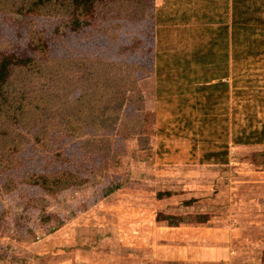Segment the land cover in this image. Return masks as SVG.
I'll return each mask as SVG.
<instances>
[{"label": "rangeland", "instance_id": "1", "mask_svg": "<svg viewBox=\"0 0 264 264\" xmlns=\"http://www.w3.org/2000/svg\"><path fill=\"white\" fill-rule=\"evenodd\" d=\"M207 2L0 0V60H31L0 91V264H154L160 242L191 257L165 264H264V144L232 143L264 118V52L228 70V92L175 81ZM186 203L208 222L156 219Z\"/></svg>", "mask_w": 264, "mask_h": 264}, {"label": "trees", "instance_id": "2", "mask_svg": "<svg viewBox=\"0 0 264 264\" xmlns=\"http://www.w3.org/2000/svg\"><path fill=\"white\" fill-rule=\"evenodd\" d=\"M30 1L41 2L43 0ZM47 1L49 4L52 2V0ZM95 1L97 0H70V4L80 12H87L92 8ZM228 4V0L222 2L209 0V2L202 7L201 16L193 21L196 26L194 31L196 32L199 41L195 44V49L191 52L190 58L187 54H182V58L176 59L177 61L175 63L179 68H177L175 72L176 82L189 77V84H194L197 91L204 89V87H211L212 89L222 87V89H226V92H228V87L230 86L226 80L229 76L228 70H235L237 65H241L242 62L244 64L255 62L254 57L263 54L264 51H256L257 48L261 46V41L264 42V19L257 15L260 12L261 6L256 5L255 1L251 4L245 5L243 0H241V2H238V0H232L230 4L231 7L228 9ZM262 4L264 6V2ZM220 5H222L221 8L219 7ZM25 8H27V6ZM30 8L31 5L26 9V12H29ZM210 8H213V10L206 11ZM218 9L223 11L218 13ZM200 21H203L201 22V27L199 26ZM212 34L214 37H212L211 41L208 42L207 39V44H202L203 42L200 38H203L204 36L210 38ZM255 35H257L259 41L251 39V37ZM229 54H231V58ZM17 58L18 59H15L13 62H10L7 58L0 60V91L3 90L4 84L7 81L6 71L10 70V66L18 65L20 62L25 63L26 61H31L30 59L28 61L24 58H22L21 61H17L21 59L20 57ZM181 61L184 64H182ZM182 65H185V69ZM190 65L191 68H188ZM219 72H223V74H220ZM158 76H160L159 73ZM158 80L159 79L157 78V81ZM233 81L235 83V80ZM156 91H158V89H156ZM158 93L159 92H157L156 95ZM181 94L182 93L180 92V95ZM239 94V92H236L234 97ZM205 99L208 102L210 100L211 102L215 101V97L212 93L207 95ZM228 99L229 94L226 93L225 101ZM196 104L201 103L198 100ZM202 107L205 110L206 105H203ZM204 114L208 113L204 112ZM245 120L248 124H251L253 118L247 116V119ZM255 123L260 124V127H254L249 130L251 127L247 126L241 131L234 133L232 143L239 145L264 144V118L255 120ZM223 147L224 151L218 156L226 159L228 149L227 143ZM260 155L264 156V152L260 153ZM223 160L224 159L221 161ZM161 197L162 195L158 194V198ZM156 219L158 221H165L170 227L178 226L180 223L204 222V218L199 215L172 216L160 212L157 214Z\"/></svg>", "mask_w": 264, "mask_h": 264}, {"label": "crops", "instance_id": "3", "mask_svg": "<svg viewBox=\"0 0 264 264\" xmlns=\"http://www.w3.org/2000/svg\"><path fill=\"white\" fill-rule=\"evenodd\" d=\"M186 204H188V205H186ZM186 204H185L186 207H182V210H180L181 212L180 211H177V212H180V214H178V215L172 213L174 211H173L172 208H170V206L161 207L157 211L160 212V213H162V214L172 215V216H190L191 214H194L191 211H187V210H191V208H192L191 204L190 203H186ZM206 222H208V221L206 220V221H204L202 223H197V222H193V223H180V224H178V226H175V227H170L167 224L166 225L169 227V228L168 227L167 228L170 229V230H177V229L178 230H181V229H185V228H189V227H194V225H196V224H200L201 225V224H204ZM258 222L259 221H257V223L255 224V221L253 219V220H251V224H250V221L248 222V224H246V222L243 221L242 222V227L243 226H246L247 227L248 225H249V227H251V225H252V228H255L254 226L256 225V227L259 228L260 230H264V223L263 222L262 223H258ZM244 224H246V225H244ZM152 229L155 230V235H159L158 234L159 231H160L159 229L162 230V228L159 227V223H157L156 220L152 224ZM240 229H242V228H240ZM163 236H165V235L163 234ZM161 244H163V243L160 242L157 245L160 246ZM158 246H156L153 254H151V259L150 260L147 259L148 260L147 262H152L154 264H162V263L165 264V262H168V261H171V262H174L175 261V262H181L182 263V262L187 261V260L190 261V259H191V257H188V256H181L179 258H176V257H167L166 254H165V252L163 251V249H160ZM186 257H187V259H186ZM223 263H225V264H231V263H229L227 261L226 262H223Z\"/></svg>", "mask_w": 264, "mask_h": 264}]
</instances>
